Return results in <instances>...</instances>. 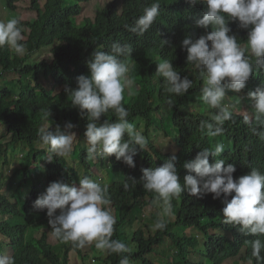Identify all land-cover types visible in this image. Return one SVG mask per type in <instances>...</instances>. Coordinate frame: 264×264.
Returning <instances> with one entry per match:
<instances>
[{
    "label": "trees",
    "instance_id": "trees-1",
    "mask_svg": "<svg viewBox=\"0 0 264 264\" xmlns=\"http://www.w3.org/2000/svg\"><path fill=\"white\" fill-rule=\"evenodd\" d=\"M6 1L13 9L17 2L28 3L31 7L28 9L36 12V17L32 21L21 24L25 28L24 44L27 52L34 53L41 48L50 50L43 59L29 61L26 55L10 53L6 45L0 47V77L6 73H15L18 76L16 78L18 91L14 92L0 86V123L11 134L7 146L24 143L30 149L28 160L43 157L42 174L48 185L58 180L66 183L78 181L80 174L65 157H56L48 161L50 153L47 148H36L41 125L47 122L49 127L54 129L57 124L63 128L66 123L71 122L75 127L70 131L85 138V126L89 121L87 118L82 119L78 109L72 107L71 96L66 95L65 88H75L77 77L88 75L87 62L92 51L99 50V45L106 44L102 50L106 52L111 51L114 42L129 43L133 47L131 57L121 58L128 65L133 63L130 76L133 86L130 87V93L124 91L122 101L129 111L128 119L145 135L151 127L153 130L163 132L170 138L169 143L175 144L177 151H163L146 136L148 139L146 148L141 150L136 146L134 168L128 167L122 160H116L114 155L107 159L99 158L102 165L109 163L123 172L116 173L118 168L116 172L111 171V182L108 184V198L117 212L112 239L117 240L121 225L127 221L126 212L122 211L125 201L130 199L132 205L142 208L149 204L145 196L153 198L156 194L145 190L141 183L133 187L130 178L139 181L143 175L142 169L160 167L173 155L178 158L176 166L182 185L185 175H195L184 169L183 164L192 161L203 148L214 150L212 144L215 139L224 143V151L216 159H223L226 164L231 163L235 166L234 179L254 168L264 173V137L253 134L250 126L244 122V115L233 112L232 119L223 125V134L212 137L206 130L203 132L200 130V123L203 120L210 121L213 109L204 106L205 111L199 112L184 108L186 101H202L200 97L204 80L199 71H191L190 79L193 86L182 96L166 92L163 77L156 73L155 60L158 59L159 62L163 60L172 62L176 71L186 74L187 52L181 48V41L189 35L193 38L199 37L204 31L195 27L194 23L195 18L202 17L204 5L191 6L185 0H158L160 15L148 31L143 35H137L129 28L144 14V8L150 7L156 0H112L100 8L93 19H85L79 24L75 20L81 10L80 4L87 0H45L43 5L40 4V0ZM229 26L232 30H238V22H230ZM162 40L170 43L162 46ZM237 40L239 42L238 38ZM250 61L254 65L253 77L247 82L246 88L240 91L245 98L248 97V92L264 85V67H257L254 57H250ZM12 82L15 84V80ZM169 100L172 101L171 105ZM48 111L51 112V116L45 118ZM101 120L113 122L116 116L109 110ZM261 131L264 132V129ZM1 146L0 144V148ZM74 159L86 168L84 176H89L88 169L91 163L86 149L79 148ZM214 160L215 158L210 155L209 163H213ZM22 177L18 186L11 192L13 202L0 193V233L5 238L4 247H10V256L14 258L15 264H70L69 252L80 254L82 249L74 247L72 242L64 243L57 239L54 245L48 242L47 232L51 234V228L46 209L40 211L33 207L34 201L41 194V184L35 182L28 166L23 168ZM126 181L129 184L127 190L123 187ZM104 184L106 183L101 185ZM27 186L29 191L25 196ZM223 199V195L213 199L212 194L197 197L182 192L176 209L174 203L171 210L175 214L173 221L167 216L164 218L167 225L165 229L147 237L143 231L136 229L131 236L132 242L136 243L134 250L129 247L130 251L123 254L105 251V264H119L125 255L129 257V264H194L186 259L188 252L183 238L170 231L173 225H181L183 228L195 226L205 235L203 262L197 264H223L225 260L237 258L240 261L257 264L255 257L252 256L250 242L256 238L264 240V236H246L238 231V226L225 224L222 212L225 207ZM153 217L156 218L155 215ZM212 229H216L217 232L211 233ZM38 231L41 233L40 236L36 234ZM166 235L172 238V241L180 242L179 260L169 262L166 256L161 263H155L151 258L159 256L157 246L164 242ZM193 240L194 238L190 237L189 243L192 244ZM119 241L126 245L128 243L127 237ZM261 256H264V251L261 252Z\"/></svg>",
    "mask_w": 264,
    "mask_h": 264
},
{
    "label": "clouds",
    "instance_id": "clouds-1",
    "mask_svg": "<svg viewBox=\"0 0 264 264\" xmlns=\"http://www.w3.org/2000/svg\"><path fill=\"white\" fill-rule=\"evenodd\" d=\"M3 1L6 8L14 14L6 17V22L0 21V47L6 45L10 53L27 56L29 53L24 44L26 41L25 28L21 24L32 21L36 17V12L30 10L29 19L19 21L15 19L17 17L15 12L18 9L27 10L28 7L31 8L30 5L17 2L13 9L6 0ZM185 2L191 6L204 5L202 17L194 19L195 27L202 28L204 31L199 37L193 38L189 35L181 41V48L187 52L186 74L183 75L176 71L173 63L168 60L159 62L156 59L155 69L157 75L163 77L165 91L176 96L188 93L193 86L190 79L191 71H199L204 80L200 98L209 108L215 110L210 121H201L200 130L202 132L206 130L209 136L215 137L223 134L224 123L233 117L234 105L224 103L227 92L239 93L246 88L247 82L253 77L254 65L250 57L255 58L257 67H264V0H185ZM81 4L76 23L82 11ZM159 9L158 0L150 7H145L144 14L129 30L137 35H143L160 15ZM85 19L91 20L93 17L84 18L80 22ZM230 22H238V30H232L229 26ZM232 32L235 35L231 34ZM169 43L167 40H162V46ZM105 47L106 44H101L99 50L92 51L87 62L88 75L78 76L77 86L75 88L66 87L65 93L71 96V105L78 109L81 118H87L89 121L86 123L84 136L88 145L86 152L91 166L92 159L101 161L99 158L107 159L114 155L116 160H122L128 167L134 168L136 146L144 150L148 139L134 123L129 121V111L122 103L124 91L130 93L128 91L130 88L127 90L126 87L131 83L130 87L133 86L130 79L133 63L128 65L121 58L131 57L133 47L129 43L121 44L120 42H114L110 52L102 51ZM44 49L49 50V48H41L36 52ZM48 52L43 51L44 55ZM247 95L253 101L254 112L251 115H244V122L250 126L253 134L264 137V132L261 131L264 129V85L255 91L248 92ZM169 104H172L171 100ZM109 110L114 112L116 120L102 121L101 117ZM50 116V111L45 113V118ZM74 127L75 125L68 122L63 128L59 124L54 129L52 127L40 128L38 147L39 149L47 148L50 153L48 161L56 157L66 159L70 156L77 136L75 132L70 131ZM172 144L175 146L174 143ZM223 151L224 145L217 143L214 150L203 148L197 152L192 161L185 162L183 168L195 175H185L183 185L178 176L176 166L178 158L175 155L167 159L160 167L142 169L143 175L139 181L130 178L133 187L141 183L145 190L156 193L153 198L145 196V199L149 201L147 205L157 206L162 217L156 221L153 230L166 228L165 216L173 221L174 218L171 219L172 217L169 216L170 211L174 203L176 209L180 194L187 192L197 197L212 194L213 199H218L223 195L222 203L225 205L222 209L223 222L234 227L238 226V231L246 236H264V173L254 168L247 174L234 179L235 166L231 163L226 164L223 159H216ZM210 155L215 158L213 163H209ZM78 164L73 163L72 166L80 174ZM105 166L110 172H116L118 168L110 166L109 163ZM83 168L86 171V168ZM116 173L123 172L118 168ZM85 174L80 175L78 186L69 185L63 180L47 184L48 187L34 201L33 207L40 211L46 209L52 237L64 243L72 242L74 247L81 248L80 255L83 262H86L88 257L83 252L88 250L86 247L93 242H95V247L101 251L117 254L128 253L130 249L125 243L119 241V235L128 226L130 210L135 209L136 217H141L142 214L138 215V212H141L143 207L132 205L130 199H128L130 201H125L122 211L125 210L127 221L120 227L119 239L117 237V240L112 239L117 212L108 198L109 185L102 186L90 179L91 175L84 176ZM37 180L42 181V179ZM44 183L45 178L42 185ZM123 187L125 190L129 188L127 181ZM229 197H231L230 200ZM179 226L181 225L177 227ZM210 232L215 233L217 230L212 229ZM201 233L203 234L202 231ZM166 237L169 238L166 235L164 239ZM168 238L166 240H169ZM187 241L189 242V238L185 242V247H187ZM250 243L252 256L255 257L257 264H264V256H261V252L264 251V240L256 238ZM171 244L173 245V241ZM187 252L189 255L192 253ZM105 253L99 255L104 256ZM93 256L95 254H92ZM0 264H15V261L11 256L0 255ZM119 264H129V257L123 256Z\"/></svg>",
    "mask_w": 264,
    "mask_h": 264
},
{
    "label": "rangeland",
    "instance_id": "rangeland-1",
    "mask_svg": "<svg viewBox=\"0 0 264 264\" xmlns=\"http://www.w3.org/2000/svg\"><path fill=\"white\" fill-rule=\"evenodd\" d=\"M109 1L111 0H90L87 3L81 4L82 11H81V14L77 17V22L79 23L84 18H92V17L94 18L96 12L100 10V8H102ZM44 2L45 0H40L41 5H43ZM27 10L18 9L17 12H15L17 16L15 17V19H18L19 21L28 20L30 16L29 15L30 10L28 11ZM12 14H14V12H10L6 8L4 1L0 0V21L6 22L7 21L6 17ZM49 50L44 49L39 52H34L32 54H28L26 57L29 61H35L38 59L40 60L42 59L44 55L43 51H49ZM17 77L18 76L15 73L4 74L2 77H0V86L7 87L11 91H14V92L18 91L16 90V78ZM12 80H15V84L14 82H12ZM130 86L126 87V89L128 90ZM128 91L130 92V90ZM224 103L234 105L233 112L241 116L251 115L254 112L252 100L249 99L248 97L245 98L242 92H239V93H236L233 91L227 92ZM204 106H207L208 109L211 110V108H209V106L205 104L203 101L195 100V101L184 102L185 109L197 110L199 112L205 111V109L203 108ZM212 111H213L212 114H214L215 110L213 109ZM169 117L170 115H168V118ZM41 126L49 127L50 125L49 123L44 122V124H42ZM138 130L141 131L140 128ZM76 135H77L76 140L74 141V144H73V152H71L69 157H66L68 163L71 165L73 163H79L77 159L76 160L74 159V157H76V154L79 151V148L81 149L86 148L87 150V146H88L87 141L84 137L79 136L78 133H76ZM145 136L150 137V139L153 140V143L156 144L163 151H174V150L177 151L176 147L173 146L172 142L171 144L169 143L170 138L165 136L163 132L161 131H158L156 129L153 130V128L151 127L149 130H147V133ZM10 139H11V134L8 133L6 127L0 123V144L2 145L0 148V193L7 196L11 200V202H13L14 200L11 197V192L14 190V188H16V186H18V182L22 180L23 168L28 166L29 171L35 177V182L41 184L40 192L42 194L48 187L46 180H45V183L42 185V181L44 180V175L42 174L43 157H38L36 160H34L33 158L28 160V157H27L28 152H29V148L27 147L28 145L24 143H14V144H10L9 146H7L6 144L10 141ZM217 143H222L224 145L223 142L215 139V141H213V144H212L213 148L215 147ZM35 145H36V148H39L38 144H35ZM91 161H92V166L89 168V171L91 173V174L89 173V175H91L90 179H92L93 181L99 184H102V183L110 184L112 173L110 172L108 167L105 165H101L98 159H94V160L92 159ZM80 167L81 165L79 163L78 170L80 172V175H83L85 173V169L83 167L81 168ZM37 179H42V181H39ZM78 183H79V180L77 182L68 183V184L69 185L75 184L76 186H78ZM28 186H30V183H28ZM28 186L26 187L27 189H25L24 191L25 196L28 195V191H29ZM127 201H130V200H127ZM139 213L142 214L141 217H136L137 213L135 209L130 210L128 226L125 227L124 230L119 235L120 239L123 237H127V240H128L127 246L130 247L131 250H134V246H135V243L132 242L131 240L133 231H135L136 229H141L143 230V234L145 237H147L149 234L153 235L156 231L159 230V229L153 230L154 224L156 223L158 219L162 218L157 206L152 207L150 205H145L143 206L141 212H138V215ZM152 213L154 214L152 215ZM154 215L156 218L153 217ZM169 216L172 217L171 219L175 218V214L172 211H170ZM0 220H1V216H0ZM177 226L178 225H176V227L174 226L171 227L170 231L173 234L183 237V243L186 242V240H188V238L190 237L194 238L192 244H190L187 241V247H186L187 251L192 252L190 255L187 254L186 256L187 261L191 260V262H193L194 264H197L200 261L203 262V253H200V251H203L204 249L203 248L204 242H205L204 235L201 233L200 230H198L195 227L183 228L182 226H179V227ZM36 234L38 236L41 235L39 231L36 232ZM47 234H48V242H50V244L52 245L56 244L57 241L52 237V235L48 232ZM167 238L168 237H166L164 239L163 244H161L157 248V253L159 254V256H156L155 259L151 258L155 263H161L162 259L166 256L168 257L169 262L179 260L178 251H179L180 242L173 241V245H172L171 243L173 239L169 237L168 238L169 240H166ZM4 239H5L4 236L1 235L0 233V255L10 256L11 249L10 247L8 248L4 247L5 246ZM86 248L88 250L83 252L87 254L88 256L86 259V262H83L81 260L80 254L69 252L68 254L69 263L70 264H105L104 256L99 255L100 253L104 254L105 251L98 250L95 247V242H93L91 245L87 246ZM93 251L94 253H92ZM92 254H95V256L92 257ZM96 256L97 258L95 259ZM93 259H95L94 262H93ZM223 264H249V262L240 261V259L237 258L233 260L232 259L225 260Z\"/></svg>",
    "mask_w": 264,
    "mask_h": 264
}]
</instances>
